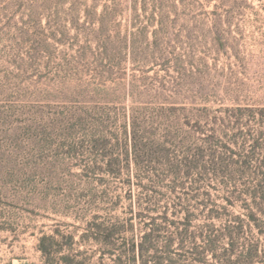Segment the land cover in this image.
Listing matches in <instances>:
<instances>
[{"label":"rangeland","instance_id":"1","mask_svg":"<svg viewBox=\"0 0 264 264\" xmlns=\"http://www.w3.org/2000/svg\"><path fill=\"white\" fill-rule=\"evenodd\" d=\"M173 105L210 109L216 167L264 170V0H0V264H44V235L57 258L109 264L105 226L197 236L246 218L255 180L174 185L164 158L125 156Z\"/></svg>","mask_w":264,"mask_h":264},{"label":"trees","instance_id":"2","mask_svg":"<svg viewBox=\"0 0 264 264\" xmlns=\"http://www.w3.org/2000/svg\"><path fill=\"white\" fill-rule=\"evenodd\" d=\"M226 111L233 112L231 109ZM237 111L242 112L245 109ZM209 112L208 107L185 105L159 108L156 112L157 119L164 118L166 122L163 132L160 134V123L151 128L133 126L127 135L131 144L129 146L126 143L125 156L128 160L133 156L137 164L148 158H164L166 174L173 177L174 185H182L188 179L197 185L215 179H222L224 183L243 178L255 180L254 185H246L236 196H247L251 199L246 206V218L236 216L223 230L210 228L207 233L197 236L189 233L187 229H178L171 235H165L162 233L163 225L154 222L143 234L127 238L120 235L122 230L132 229V223L128 228L125 225L105 226L102 236L94 239L103 244L101 257H107L109 264H255L260 261L263 243H243L241 238L247 229L256 230L264 236V170L216 167L229 161L217 156L213 148L217 130L214 129L211 134L204 130L203 121L209 118ZM200 142L202 143L199 144ZM256 142V146L260 147L259 139ZM224 147L234 153L227 145ZM177 155L180 158L177 159ZM229 158L233 159L231 156ZM245 158L250 161L253 156L249 154ZM138 216L141 217L142 214L139 213ZM189 218L186 216L184 224L188 225ZM46 238L53 240V236L44 235L41 238L44 264H85L83 260L77 261L76 255L70 253H62L57 258V250L44 246ZM189 243L192 246H188Z\"/></svg>","mask_w":264,"mask_h":264}]
</instances>
